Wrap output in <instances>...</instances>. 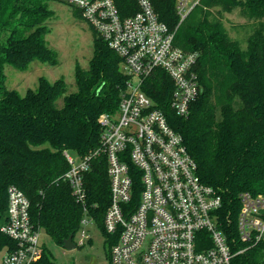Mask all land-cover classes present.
<instances>
[{
	"label": "trees",
	"instance_id": "1",
	"mask_svg": "<svg viewBox=\"0 0 264 264\" xmlns=\"http://www.w3.org/2000/svg\"><path fill=\"white\" fill-rule=\"evenodd\" d=\"M114 2L121 16L138 10L134 0ZM149 2L174 33V44L197 54L201 91L189 114L181 117L170 109L172 83L164 73L155 71L142 89L181 135L200 180L220 195L222 228L234 255L230 264H264V242L237 254L247 245L236 233L239 195L264 194V0H200L180 23L176 0ZM234 11L252 24L245 48L224 26L223 14ZM50 16L43 0H0V225L5 220L7 188L15 186L29 200L35 226L62 247L64 240L75 236L83 216L82 206L62 179L69 168L65 154L90 157L85 174L88 203L97 205L90 212L105 238L108 259L118 237L109 236L102 225L108 206L107 166L104 156L94 154L101 147L98 118L116 112L128 77L117 54L93 31L89 68L75 70L76 92L65 94L62 79L51 83L43 77L24 96L7 89L4 65L19 71L33 61L57 65L56 54L45 41L44 22ZM15 244L0 232V251ZM32 264L57 262L43 246Z\"/></svg>",
	"mask_w": 264,
	"mask_h": 264
},
{
	"label": "built area",
	"instance_id": "2",
	"mask_svg": "<svg viewBox=\"0 0 264 264\" xmlns=\"http://www.w3.org/2000/svg\"><path fill=\"white\" fill-rule=\"evenodd\" d=\"M57 1L80 11L120 58V69L128 77L116 112L98 118L101 147L94 154L104 156L107 166L108 206L102 225L109 236L118 237L108 264H230L234 255L222 228L220 195L200 180L181 135L142 89L155 71L164 73L172 83L170 109L187 116L201 91L197 54L174 44V33L149 0H134L138 10L126 17L114 0ZM199 2L176 0L179 23ZM65 157L69 168L62 179L83 209L77 231V245L82 246L89 227L97 226L90 212L97 205H89L85 185L91 158ZM7 196L0 232L16 244L2 250L1 264H32L43 248L41 230L31 220L24 193L9 186ZM239 201L236 233L247 247L237 254L264 242V194L243 192Z\"/></svg>",
	"mask_w": 264,
	"mask_h": 264
},
{
	"label": "rangeland",
	"instance_id": "3",
	"mask_svg": "<svg viewBox=\"0 0 264 264\" xmlns=\"http://www.w3.org/2000/svg\"><path fill=\"white\" fill-rule=\"evenodd\" d=\"M43 1L51 13L44 22L48 29L45 41L48 48L56 54L57 65L33 61L25 71L4 65L6 88L16 90L21 96H24L28 89L35 90L40 77L51 83L62 79L66 85L65 94L76 92V67L87 70L93 55L95 39L93 30L82 18H79L75 8L57 0ZM223 22L228 34L240 40L241 47L245 48L246 43L243 41L251 33L252 24L243 19L237 11L224 13ZM63 96L57 100L59 107L63 105ZM40 237V242L51 253L57 264H108L105 238L95 225L89 227L88 237L82 246L77 245L78 233L75 234L73 237L75 248L71 250L56 245L43 230L40 231ZM3 255V251H0V264Z\"/></svg>",
	"mask_w": 264,
	"mask_h": 264
},
{
	"label": "water",
	"instance_id": "4",
	"mask_svg": "<svg viewBox=\"0 0 264 264\" xmlns=\"http://www.w3.org/2000/svg\"><path fill=\"white\" fill-rule=\"evenodd\" d=\"M62 247L67 249V250H71V249L75 248V245L72 241V236H69L66 240H64Z\"/></svg>",
	"mask_w": 264,
	"mask_h": 264
}]
</instances>
